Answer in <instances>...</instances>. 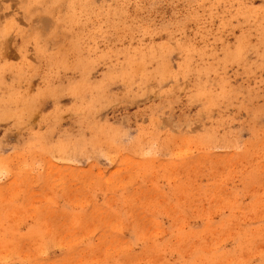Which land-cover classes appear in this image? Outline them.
<instances>
[{
	"label": "rangeland",
	"instance_id": "1",
	"mask_svg": "<svg viewBox=\"0 0 264 264\" xmlns=\"http://www.w3.org/2000/svg\"><path fill=\"white\" fill-rule=\"evenodd\" d=\"M84 263L264 264V0H0V264Z\"/></svg>",
	"mask_w": 264,
	"mask_h": 264
},
{
	"label": "bare ground",
	"instance_id": "2",
	"mask_svg": "<svg viewBox=\"0 0 264 264\" xmlns=\"http://www.w3.org/2000/svg\"><path fill=\"white\" fill-rule=\"evenodd\" d=\"M92 216V215H91ZM96 217V216H95ZM104 220V219H103ZM103 222V221H102ZM97 224H99V223H97ZM89 231V230H88ZM158 231V230H157ZM72 232V231H71ZM87 232V231H86ZM85 232V233H86ZM102 236V235H101ZM98 238H100V237H98ZM115 241V240H114ZM95 242H97V241H95ZM75 245V244H74ZM56 247V246H55ZM100 250V249H99ZM101 251V250H100ZM107 251V250H106ZM108 251H109V249H108ZM119 251V250H118ZM115 253V252H114ZM108 254V253H107ZM106 254V255H107ZM110 254V253H109ZM100 256V255H99ZM98 258V257H97ZM85 261V260H84ZM67 262V261H66ZM80 262V261H79ZM82 263H83V261H81ZM93 262V261H92ZM101 262V261H100ZM85 264V263H84ZM91 264V263H90Z\"/></svg>",
	"mask_w": 264,
	"mask_h": 264
}]
</instances>
